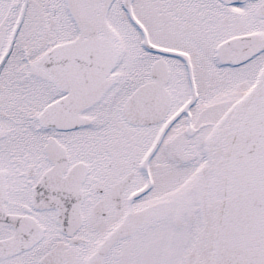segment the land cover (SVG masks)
<instances>
[{
	"label": "snow or ice",
	"instance_id": "6c2138e0",
	"mask_svg": "<svg viewBox=\"0 0 264 264\" xmlns=\"http://www.w3.org/2000/svg\"><path fill=\"white\" fill-rule=\"evenodd\" d=\"M0 264H264V0H0Z\"/></svg>",
	"mask_w": 264,
	"mask_h": 264
}]
</instances>
